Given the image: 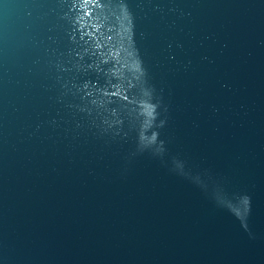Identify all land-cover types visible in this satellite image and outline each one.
<instances>
[{"label": "water", "instance_id": "obj_1", "mask_svg": "<svg viewBox=\"0 0 264 264\" xmlns=\"http://www.w3.org/2000/svg\"><path fill=\"white\" fill-rule=\"evenodd\" d=\"M0 264H264V0H0Z\"/></svg>", "mask_w": 264, "mask_h": 264}]
</instances>
